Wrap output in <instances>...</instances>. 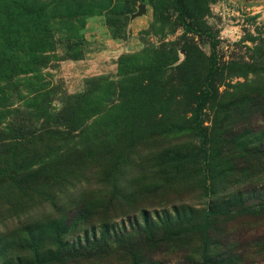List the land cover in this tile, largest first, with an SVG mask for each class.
Masks as SVG:
<instances>
[{
    "label": "rangeland",
    "instance_id": "1",
    "mask_svg": "<svg viewBox=\"0 0 264 264\" xmlns=\"http://www.w3.org/2000/svg\"><path fill=\"white\" fill-rule=\"evenodd\" d=\"M39 3L55 46L32 71L3 56L0 1V264H200L186 229L211 194L207 264H264V0Z\"/></svg>",
    "mask_w": 264,
    "mask_h": 264
},
{
    "label": "trees",
    "instance_id": "2",
    "mask_svg": "<svg viewBox=\"0 0 264 264\" xmlns=\"http://www.w3.org/2000/svg\"><path fill=\"white\" fill-rule=\"evenodd\" d=\"M2 2V6L4 9L10 8V11L6 12L7 17L9 16L13 23H17L16 26H2L4 28V36L6 38L3 41V44L6 47H3L5 51L3 56L6 58V62H10L11 57H15L16 61L19 58V52L29 51L28 54L30 60L26 62V67L28 69H36L41 64L42 55L49 50H53L55 46V42L53 39V35L51 33L50 22L47 19H44L45 9L39 3V0H0ZM179 7L178 4H176ZM186 31H190L191 28L189 26H183ZM8 35V36H7ZM3 36V37H4ZM23 43V44H22ZM22 44V45H21ZM212 58V57H211ZM182 64L175 66L181 67ZM22 67V63L20 62ZM38 65V66H37ZM170 67L172 64H168ZM156 68L157 73H161L163 68H167V66H156L152 67L151 70ZM215 69V62H213V66L209 68V75L204 78V83H206V87L204 89H195L193 84H195V77H190L187 80L192 81V91L194 93L195 100V116H196V128L199 135H203V129L201 127V110L204 107V104L212 97L213 91L209 89L211 85L213 71ZM120 74L123 76L124 71L120 70ZM123 82H126L123 81ZM147 88L148 85H147ZM191 88V87H190ZM189 88V89H190ZM134 109V107H133ZM164 117L161 116L160 120H163ZM141 125V124H139ZM207 162H205L206 164ZM203 181L202 187L206 195L211 191L209 185H207V180L205 178V174H202ZM238 193V192H236ZM210 202L207 204V207L198 211L195 221L188 226L186 229V234L190 237L189 245L198 246V249L201 252L200 264H207L209 259L212 257L215 250V246L211 244L208 238V231L211 226L212 219L219 213L216 208L218 206V197L211 194ZM234 197V196H233ZM239 197H234V201H238ZM232 202V200H231ZM249 211L253 214H260L264 212V207L254 206L250 208ZM169 220V219H168ZM171 222V220H169ZM168 221V223H170ZM148 223V221L146 220ZM29 227L26 232V227L20 230L16 237H13L14 242H17L19 247L25 248L22 250L21 257H29L32 256L34 259H38L40 253L46 248L42 243V239L40 237L45 236L43 232L45 230L40 225L39 227L35 224L28 223ZM23 231L27 233V235L23 238ZM38 238V239H36ZM196 238H198V243L196 242ZM18 240V241H17ZM13 245V244H12ZM7 242V238L4 237L2 233H0V251L3 249L9 248L12 246Z\"/></svg>",
    "mask_w": 264,
    "mask_h": 264
},
{
    "label": "water",
    "instance_id": "3",
    "mask_svg": "<svg viewBox=\"0 0 264 264\" xmlns=\"http://www.w3.org/2000/svg\"><path fill=\"white\" fill-rule=\"evenodd\" d=\"M140 10H141V13L144 12V7L140 6ZM139 15H140V13H139Z\"/></svg>",
    "mask_w": 264,
    "mask_h": 264
}]
</instances>
